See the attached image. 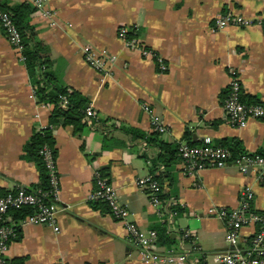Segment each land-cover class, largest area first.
<instances>
[{
  "label": "crops",
  "instance_id": "crops-1",
  "mask_svg": "<svg viewBox=\"0 0 264 264\" xmlns=\"http://www.w3.org/2000/svg\"><path fill=\"white\" fill-rule=\"evenodd\" d=\"M5 1L14 5L27 0ZM46 7L56 25L35 14L30 23L47 49L50 70L87 99L97 123L78 134L61 122L53 127L59 231L22 224L19 238L8 245L6 263L143 264L122 224L88 199L98 169L139 230L164 228L176 240L188 230L196 247L190 256L217 264L216 256L231 247L224 240L225 223L207 210L237 208L239 192L249 186L251 208L264 211V172L243 175L228 164L188 175L178 158L166 161L161 186L163 206H169L159 217L135 181L149 174L160 150L124 129L146 136L154 115L165 126L160 140L173 146L185 142L182 136L188 131L195 143L215 145L235 138L248 153L264 147V120L249 119L238 128L221 108L231 77L238 79L243 96L264 103V27L213 28V19L224 13L248 18L264 14V0H47ZM120 27L134 28L139 42L154 51L166 70L160 72L153 59L125 47L117 37ZM84 48L115 56L111 74L103 77L86 64ZM51 108L36 103L27 69L0 29V193L37 185V170L23 159V147L33 131L47 126ZM5 223L14 225L10 213ZM253 231L241 230L239 247ZM167 248L162 238L154 250L165 253Z\"/></svg>",
  "mask_w": 264,
  "mask_h": 264
},
{
  "label": "built area",
  "instance_id": "built-area-1",
  "mask_svg": "<svg viewBox=\"0 0 264 264\" xmlns=\"http://www.w3.org/2000/svg\"><path fill=\"white\" fill-rule=\"evenodd\" d=\"M33 7L32 14L39 15L47 21L49 26H55L54 13L47 9V0H27ZM5 0H0V29L8 44L18 54L19 60L23 62V40L19 33L11 14L2 9L1 5ZM253 26L264 27V14L248 18L237 13H224L213 19L214 30H222L227 27L251 28ZM130 30L127 27H120L117 30V37L123 42L125 47L137 51L143 58H151L155 62L158 70L164 72L166 65L156 56L153 50L143 46L136 36L127 38ZM83 60L98 74L103 77L111 74L112 67L116 62L115 56L108 55L105 51L96 52L90 48L83 49ZM241 87L236 77H231L227 85V91L222 100L221 108L232 125L244 128L249 119L264 120V104H247L241 101ZM144 112H149L146 104L141 105ZM93 110L87 106L85 109L86 123L89 127H94L92 117ZM151 131L158 133L165 132V126L161 119L150 115ZM177 152L183 165L184 172L188 175H195L199 171L210 168H223L228 164L237 167L240 174L246 175L252 171L264 172V157L261 156H240L234 161H229V152L221 147L212 146L209 140H204L202 145L190 146L186 143H178ZM43 156L45 168L49 177L51 191L49 196L52 203L44 202L45 194L30 192L23 187H16L12 191L0 193V264H7L5 253L12 238L16 233L9 225H5V216L10 209H21L32 207L34 212L26 216L18 223L22 224L46 225L54 232L59 231L56 221L57 206L56 201L59 195V176L56 168V158L47 147L40 151ZM94 189L88 196L90 201L104 202L113 219L120 222L125 230L127 239L139 254L143 264H202L197 258L190 256L195 244L188 230L178 233L179 252L168 250L160 253L154 250L157 243L155 231L142 232L129 220V212L126 205L119 200L115 188L109 183L102 173L95 169L93 172ZM136 186L143 190L160 217L165 210L157 194L161 191L159 184L150 176L139 178L135 181ZM254 194L249 186H245L239 192V205L235 209L209 208L207 215L225 223V242L231 247L216 256L217 264H264V213H257L251 208ZM259 226V230L252 234L248 245L239 247L241 241V230L245 227ZM189 242V244H188ZM56 264H65L57 262Z\"/></svg>",
  "mask_w": 264,
  "mask_h": 264
},
{
  "label": "trees",
  "instance_id": "trees-1",
  "mask_svg": "<svg viewBox=\"0 0 264 264\" xmlns=\"http://www.w3.org/2000/svg\"><path fill=\"white\" fill-rule=\"evenodd\" d=\"M2 9L8 11L11 14V17L14 21L15 26L17 27L19 33L21 34L23 40V52L22 56L24 58L23 64L25 65L27 72L31 78L32 82V92L33 97L37 104L50 105L51 112L48 118V124L45 128H39L33 131L29 141L23 147V159L33 162L38 173V183L32 189L28 190L30 192H39L45 194L44 202L52 203L49 192L51 191V186L49 183V177L47 170L45 168V163L43 156L40 154V151L43 147H47L51 154L56 158V149L54 144V139L52 137V129L58 123L61 122L64 126H71L74 129L75 134H78L82 131L85 126H88L86 123L85 109L88 103L87 99L75 90L63 85L60 78L56 76L50 70V60L47 54V49L42 44V42L37 37V31L35 27L30 23V16L34 11V7L28 2L24 1L14 5H9L6 1L1 5ZM127 38H130L135 35L134 28H129ZM227 91V88L223 92V98ZM241 101L247 104H257L259 102L255 97L243 96L241 94ZM92 117V123L95 125L97 123L96 119ZM125 132H129L132 135L144 140L145 144H155L160 152L157 154L155 161H153L150 172L147 176H150L155 180L161 191L157 194V198L163 204L166 200L165 195L162 192L161 180L163 175V169L166 167V161H171L173 159H179L177 152V145L175 146L164 143L160 140V135L156 131H152L148 135H142L132 129H124ZM182 139L187 145L198 146L202 145L201 143H195L190 141L189 132L185 131ZM212 145V144H211ZM226 149L230 154L229 161H234L240 156H261L264 157V147L255 153L246 152L239 140L235 138L223 139L215 145ZM93 208H98L101 206L102 210L107 211L108 207L104 202L92 201ZM174 211V209H173ZM254 211V210H253ZM34 212L32 207H24L21 209H10L8 213L11 214L13 218L14 225L11 226L15 231L16 235L12 240L19 238V226L18 223L23 220L26 216L31 215ZM257 213H264V211H255ZM5 225H7L5 223ZM10 226V225H9ZM253 233L259 230V226L255 225ZM157 243H160L161 239H165V242H168V250H173L179 252L178 242L179 240L173 239L169 232H165L164 228L157 230ZM249 237L246 241V245L249 244ZM189 244V242H188Z\"/></svg>",
  "mask_w": 264,
  "mask_h": 264
},
{
  "label": "water",
  "instance_id": "water-1",
  "mask_svg": "<svg viewBox=\"0 0 264 264\" xmlns=\"http://www.w3.org/2000/svg\"><path fill=\"white\" fill-rule=\"evenodd\" d=\"M193 137H195V136H193Z\"/></svg>",
  "mask_w": 264,
  "mask_h": 264
}]
</instances>
